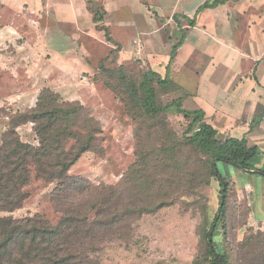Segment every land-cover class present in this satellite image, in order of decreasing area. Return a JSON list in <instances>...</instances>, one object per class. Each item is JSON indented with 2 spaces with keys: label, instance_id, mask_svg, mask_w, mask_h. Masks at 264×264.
<instances>
[{
  "label": "trees",
  "instance_id": "trees-1",
  "mask_svg": "<svg viewBox=\"0 0 264 264\" xmlns=\"http://www.w3.org/2000/svg\"><path fill=\"white\" fill-rule=\"evenodd\" d=\"M223 2L208 0L201 9ZM179 17L175 14L173 20L182 35L172 47L171 60L186 37ZM184 17L190 26L196 24V18ZM93 19L100 23L104 15L96 11ZM105 29L108 35L110 30ZM100 68L116 79L110 86L119 90L134 122L140 141L136 162L113 185L71 175L70 169L84 153L101 150L99 134L103 129L80 101L62 100L57 92L44 88L35 106L8 115L9 128L0 140V211L21 208L28 197L24 188L36 178L57 183L51 201L60 217L51 222L40 213L21 218L1 216L0 264H100L106 244L112 239L124 240L123 226L189 195L205 199L199 192L214 181L221 188L220 205L212 221L207 210L203 212L206 251L195 264H264L263 229L246 235L235 248L215 240L221 220L223 234L228 233L230 173L259 170L254 175L264 177V163L260 168L252 163L258 147L249 146L246 137L224 136L206 119L204 110L184 108L183 95L165 102L163 89L174 85L170 65L165 76L148 69L136 80L127 75L124 64L109 69L101 63ZM173 107L191 118L182 136L169 122L168 112ZM262 117L254 118L251 126ZM27 123H33L39 140L36 145L24 142L19 135L17 127ZM201 202L195 199L191 203Z\"/></svg>",
  "mask_w": 264,
  "mask_h": 264
},
{
  "label": "rangeland",
  "instance_id": "rangeland-1",
  "mask_svg": "<svg viewBox=\"0 0 264 264\" xmlns=\"http://www.w3.org/2000/svg\"><path fill=\"white\" fill-rule=\"evenodd\" d=\"M107 1L81 0L78 7L88 10V16L77 23L58 19L53 6L44 5L41 9L33 0H0V140L9 128L8 115L35 106L41 91L49 88L62 100L80 101L103 129L99 134L101 150L84 153L69 173L95 184L113 185L136 162L140 141L119 90L110 86L116 79L100 64L109 69L124 64L127 75L135 80L148 69L165 76L171 46L179 41L181 30L174 20H159L152 14L129 19L128 24L135 27H120L122 22L115 18L128 19L129 9L108 14ZM113 8L115 4L110 7ZM96 11L103 13L104 21H94ZM103 26L109 28L108 35ZM192 74L189 66L179 74L171 71V82L181 87L177 80L184 78L192 84L195 82ZM174 85L163 89L165 102L185 94ZM168 113L172 128L181 136L185 134L191 118L178 113L176 107ZM17 130L24 142L38 143L33 123L22 124ZM261 158L252 161L256 168L263 165ZM230 174L225 219L228 233L223 234L221 220L215 240L235 248L246 235L264 230V177L238 169ZM56 185L55 181L33 178L24 188L28 197L23 206L14 211H0V217L21 218L40 213L56 222L60 213L51 201ZM220 189L214 181L200 190L205 199L189 195L182 202L132 220L123 226L124 240L112 239L106 244L100 264H195L206 251L203 212L206 209L207 218L213 220L220 205ZM195 199L202 202L194 205L191 202Z\"/></svg>",
  "mask_w": 264,
  "mask_h": 264
},
{
  "label": "crops",
  "instance_id": "crops-1",
  "mask_svg": "<svg viewBox=\"0 0 264 264\" xmlns=\"http://www.w3.org/2000/svg\"><path fill=\"white\" fill-rule=\"evenodd\" d=\"M33 1L41 9L44 5L53 6L60 20L79 23L88 16V10L78 7L81 0ZM207 1L108 0L107 12L117 14L124 8L129 9L128 19L115 18L122 22L120 27H135L128 23L136 16L152 14L168 22L173 21L175 14L181 15L179 21H184L182 28L186 37L168 65L176 74L188 66L194 73L192 84L184 78L177 80L185 92L183 107L204 110L206 119L224 136L246 137L249 146L259 149L254 159L262 156L264 163V0H224L201 9ZM113 4L115 8L110 9ZM184 16L196 18V24L190 26ZM259 115H263L261 121L252 127Z\"/></svg>",
  "mask_w": 264,
  "mask_h": 264
},
{
  "label": "water",
  "instance_id": "water-1",
  "mask_svg": "<svg viewBox=\"0 0 264 264\" xmlns=\"http://www.w3.org/2000/svg\"><path fill=\"white\" fill-rule=\"evenodd\" d=\"M246 171H250V172H259V170H248V169H245Z\"/></svg>",
  "mask_w": 264,
  "mask_h": 264
}]
</instances>
